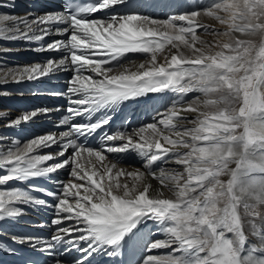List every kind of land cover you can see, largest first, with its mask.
Masks as SVG:
<instances>
[{
    "label": "snow or ice",
    "instance_id": "6c2138e0",
    "mask_svg": "<svg viewBox=\"0 0 264 264\" xmlns=\"http://www.w3.org/2000/svg\"><path fill=\"white\" fill-rule=\"evenodd\" d=\"M127 2L92 0L82 4L65 0L60 10L31 19L0 14V38L8 41L66 37L52 40L44 49L63 52L61 58L0 69V83L70 73L66 90L58 94L68 100L67 115L59 120V126L68 130L58 135H37L22 146L16 140L0 144V171H4L0 174V221L20 217L24 209L18 205L50 210L51 226L55 227L50 238L11 236L14 243L49 254L43 260L28 257L27 264H48L49 259L52 264H92L96 255H123L125 259L119 264H136L138 234L150 223L165 239L148 241L139 264H264V164L247 158L249 148L264 149V136L256 135L250 127L254 122L264 124V49L259 62L244 68V75L235 78L231 74L243 66H237L238 55L230 54L235 51L231 43L214 54L196 46L210 44L196 35L195 28L204 27L198 16L214 17L223 23L218 13L229 6L227 0H212L202 13L192 10L164 20L113 11ZM248 2L264 6V0ZM99 13L103 15L93 18ZM236 18L234 15L233 20ZM5 22H11V26ZM232 30L244 29L234 23ZM242 43L235 41L237 46ZM165 44L175 52L161 64L157 54ZM128 53L150 54V59L132 70L121 63ZM224 88L227 95L217 96ZM164 90L181 96L198 91L206 99L198 97L186 107H176L173 101V107L157 112L152 122L131 131L105 132L99 138V149L88 146V138L110 124V113L123 102ZM233 99L239 101L238 110L230 108ZM179 103L183 105L184 101ZM50 111H31L8 126H19L21 121L29 122ZM185 111L196 115L189 120L181 114ZM237 128L241 129L239 135ZM110 141L122 144L107 146V153L133 150L145 160L144 171L119 168L118 160L105 155L104 147ZM55 145L59 151L38 154ZM69 150L71 154L66 155ZM84 154L89 158L86 163ZM169 161L183 170L161 167L159 173L153 171L155 163ZM232 163L235 168L229 167ZM66 168H70L69 179L52 181L55 191L38 185L7 187L9 182L48 178ZM146 173L159 180L171 196L165 198L163 191L153 194L145 182ZM224 175L229 177L226 181L221 179ZM122 176L128 178L123 183L119 179ZM249 234L259 240V246H249ZM166 247L171 248L167 255L147 254ZM0 251L16 254L2 242ZM71 251L79 253L80 258L63 260Z\"/></svg>",
    "mask_w": 264,
    "mask_h": 264
},
{
    "label": "bare ground",
    "instance_id": "6f19581e",
    "mask_svg": "<svg viewBox=\"0 0 264 264\" xmlns=\"http://www.w3.org/2000/svg\"><path fill=\"white\" fill-rule=\"evenodd\" d=\"M49 3H44L43 0H0V14H8L13 16H29V18H35L36 15H44L47 12L58 10L55 7V0H48ZM168 2L170 4L176 3L178 12L180 15H185L192 10L197 12H203L206 7L212 2V0H128L127 4L122 7H117L113 11L119 14H135L148 15L151 19L164 20L166 15L173 10V5L165 8L163 3ZM219 2V0H217ZM228 7L218 13V15L224 18V22L220 23L214 17H207L206 15L198 16L200 25L204 27H196V35L204 41H208L209 46L197 44V47H202L203 51L209 54H214L217 51H221L222 46L226 43H231L235 49L230 53L239 56L238 67L241 70L231 75L235 78H239L244 73V68H250L256 64L252 60L257 55V44H264V6L249 3L248 0H227ZM237 18L233 20V16ZM179 23V22H178ZM186 26L187 22H183ZM239 24L243 26V31L232 30L233 24ZM5 25L10 27L11 22H5ZM221 33L214 35L213 33ZM47 40L46 42L44 40ZM54 39H66V37H59L51 35L45 37L40 42H26L23 40L8 41L4 38H0V49H11V51H0V69L7 70L9 68L25 67L35 63H44L48 58H61L64 53L56 51H47V43ZM240 40L244 43L236 45L235 41ZM186 53L189 50L183 49ZM175 52V49L171 45L165 44L162 53H158V61L165 62V58H170V55ZM143 53H128L121 60V63L130 66L132 70L136 69V66L145 63L150 59V54L145 59ZM160 57V59H159ZM143 58V59H141ZM250 59V61H249ZM161 63V64H163ZM70 77L69 72H59L49 75L47 77H41L35 80L25 79L22 82H13L9 80L7 83H0V137H4L0 140V144H9L12 140H16L23 145L28 139L35 138L37 135H45L67 131V126H59V120L67 115L66 108L68 106V100L66 97L58 95L66 90L65 81ZM228 90L222 89L216 95H227ZM201 100L206 99L198 91H191L181 96L174 93L171 90H164L160 93H149L143 97H140L142 101L139 103L140 98H134L129 101L123 102L115 113H110L112 119L109 125L103 126L104 132L112 134L117 130V126L120 124L129 125L131 131L134 127H141L143 124L152 122L151 117L157 112L163 113L167 108L173 107V101H176V107H186L187 103L197 98ZM63 100L64 103H58ZM180 100L184 101V104L179 103ZM234 104L230 108L232 110H238L240 107L239 101L233 99L230 104ZM57 107H60L61 111H55ZM224 107V105H220ZM48 108L51 111L48 114L40 113L29 122L21 121L19 126L9 127L13 120L20 119L23 115L35 111L38 109ZM23 110V113L22 112ZM182 115L193 119L196 113L182 112ZM97 115H101L98 113ZM76 122H81L80 118H76ZM187 123V121H185ZM163 127V126H160ZM251 127L261 133L264 136V124L254 122ZM241 129L237 128L236 134H240ZM253 132L255 130H252ZM121 141H110L104 147L105 155L110 160H118V167L126 169L127 171L141 170L144 171L145 160L138 156L133 150H128L123 153H107V146H120ZM100 148V143L97 147ZM58 145L52 146L51 149H41L38 154H48L49 151H59ZM242 150V149H238ZM71 150L66 155H70ZM263 156V157H261ZM84 162L89 159L87 154H84ZM257 157L264 158V149L251 147L248 150V160L253 163L259 164ZM94 160V157L91 158ZM59 162V160L55 161ZM47 163H53L49 161ZM161 167L166 169L183 170L182 166L169 161L166 164L157 162L153 165V171L159 173ZM230 168H235V163L229 165ZM70 168L58 170L57 173L51 174L48 178H30L26 182L13 181L9 182L8 188L22 187L27 189L29 185H38L50 190H56L55 184L52 181L62 180L67 181L69 179ZM0 174H4V171H0ZM229 177L224 175L222 180H227ZM123 183L126 177L119 178ZM145 182L148 183L153 190V194L158 191L164 192V197H170L171 193L164 189L159 180L154 178L150 173H146ZM37 197L43 198V194L34 192ZM224 202H221L223 205ZM24 209V213L13 220L11 218H5L0 221V242L6 244L9 248L15 249L16 254H9L7 251H0V264H20L24 259L25 250H33L27 244L14 243L11 240L12 235H33L40 238H50L55 231V227L51 226V214L50 210L43 207H31L25 205H18ZM48 213V216L46 215ZM41 225H44L41 227ZM151 229V233H148V229ZM157 239H165L163 234H158V229L155 225L149 224L147 228L142 229L138 234L137 244V256L136 264L143 258L144 249L147 247L148 241H155ZM249 246H259V240L253 238L251 234L248 236ZM39 252V251H36ZM171 252V248H161L148 252L151 255H167ZM80 258V254L71 251L67 256H63V260H74ZM123 255H118L115 258H109L106 255H96L92 257V264H119V261L124 260Z\"/></svg>",
    "mask_w": 264,
    "mask_h": 264
},
{
    "label": "rangeland",
    "instance_id": "374dc122",
    "mask_svg": "<svg viewBox=\"0 0 264 264\" xmlns=\"http://www.w3.org/2000/svg\"><path fill=\"white\" fill-rule=\"evenodd\" d=\"M154 19H158V18H154ZM164 19H166V18H164ZM45 42L47 41L46 39L44 40ZM257 44V55H256V58H254L253 60H252V62L254 61L255 63H258L259 62V60H258V56H259V53H260V51H261V49H264V44H258V43H256ZM160 53H162V51L160 52ZM159 53V54H160ZM148 55V54H147ZM147 55L144 57L145 59L147 58ZM141 59H143V58H141ZM159 59H160V57H159ZM249 61H250V59H249ZM161 63H163V61H161ZM252 67V66H251ZM240 71H243V70H240ZM243 75H244V73H243ZM231 106H234V104L232 103V104H230V107ZM21 113H23V111L21 112Z\"/></svg>",
    "mask_w": 264,
    "mask_h": 264
},
{
    "label": "clouds",
    "instance_id": "9594fccd",
    "mask_svg": "<svg viewBox=\"0 0 264 264\" xmlns=\"http://www.w3.org/2000/svg\"><path fill=\"white\" fill-rule=\"evenodd\" d=\"M221 202H224L223 200H221Z\"/></svg>",
    "mask_w": 264,
    "mask_h": 264
}]
</instances>
